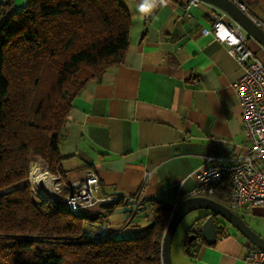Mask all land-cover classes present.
<instances>
[{
    "label": "crops",
    "instance_id": "0c3cea01",
    "mask_svg": "<svg viewBox=\"0 0 264 264\" xmlns=\"http://www.w3.org/2000/svg\"><path fill=\"white\" fill-rule=\"evenodd\" d=\"M26 1L0 0L15 10ZM123 1L133 19L125 58L75 97L60 149L67 170L63 182L95 172L100 194L125 198L111 208L108 231L127 234L146 231L151 201L194 196L207 157L228 162L248 140L234 87L243 69L224 42L203 32L221 8L167 0L142 17L136 12L140 0ZM244 1L264 21V0ZM223 17L231 20L228 13ZM246 36L261 54L264 46ZM141 188L145 209L128 220ZM99 211V206L84 210L90 216ZM222 226L216 243H204L196 258L183 249L180 263L245 264V248L254 244L237 228L231 231L229 222ZM222 234L228 237L219 239Z\"/></svg>",
    "mask_w": 264,
    "mask_h": 264
},
{
    "label": "trees",
    "instance_id": "16d2710c",
    "mask_svg": "<svg viewBox=\"0 0 264 264\" xmlns=\"http://www.w3.org/2000/svg\"><path fill=\"white\" fill-rule=\"evenodd\" d=\"M132 25L123 0H27L18 10L0 2V264H163L175 201L150 202L145 232H109L111 208L125 198L74 214L37 195L30 179L36 158L66 175L60 146L73 100L124 60ZM230 191L225 180L207 196L230 206ZM206 217L183 243L192 258L206 243Z\"/></svg>",
    "mask_w": 264,
    "mask_h": 264
},
{
    "label": "built area",
    "instance_id": "2783aa9c",
    "mask_svg": "<svg viewBox=\"0 0 264 264\" xmlns=\"http://www.w3.org/2000/svg\"><path fill=\"white\" fill-rule=\"evenodd\" d=\"M233 1L264 29V21L251 13L244 0ZM200 2L201 0H186V5H198ZM226 14V11L219 9L215 14L216 21L212 28L205 27L203 32H212L216 38L224 42L243 69V74L234 82V87L242 104V122L248 143L244 151L236 153L228 162H213L212 157H207L206 166L197 174L198 184L192 194L194 196L211 194L218 185L229 180L231 183L229 203L235 210L242 207L264 206V59L248 45L245 30L239 22L232 18L230 21L224 20L223 16ZM41 168L43 171H37V174L31 170L30 175L36 194L52 202L58 200L66 203L74 214L123 198L118 194H100V177L95 172L87 174L80 180L65 183L61 174L51 173L47 166ZM173 201L175 210L180 200ZM143 208L141 188L135 196L133 211L141 212ZM227 237V234H222L219 239ZM243 259L245 264H264V248L247 245Z\"/></svg>",
    "mask_w": 264,
    "mask_h": 264
},
{
    "label": "water",
    "instance_id": "95a60500",
    "mask_svg": "<svg viewBox=\"0 0 264 264\" xmlns=\"http://www.w3.org/2000/svg\"><path fill=\"white\" fill-rule=\"evenodd\" d=\"M211 3L226 11L232 19L239 22L248 36L256 39L264 46V29L259 23L233 0H201ZM205 209L200 215L207 216L201 226V233L208 244L218 240V228L229 222L240 233L246 236L255 246L264 248V236L258 233L237 211L207 195H195L183 199L172 212L164 232L162 241L163 264H174L172 258V243L176 229L181 220L191 211ZM195 234H191L192 240Z\"/></svg>",
    "mask_w": 264,
    "mask_h": 264
},
{
    "label": "rangeland",
    "instance_id": "374dc122",
    "mask_svg": "<svg viewBox=\"0 0 264 264\" xmlns=\"http://www.w3.org/2000/svg\"><path fill=\"white\" fill-rule=\"evenodd\" d=\"M250 9V8H249ZM259 57L264 59V51H260ZM33 167L36 166L38 171H43L41 166H46L41 158H36L33 161ZM31 170L34 172V168ZM31 171V172H32ZM37 174V172H36ZM205 211V209H196L189 212L179 223L172 244V258L174 264H181L180 261H184V246L183 243L189 238V233L192 228L196 225V222L200 215ZM238 213L244 216L245 220L262 236H264V206H253V207H242L239 209H235ZM85 213V212H84ZM227 224V223H226ZM231 231H236V227L232 226Z\"/></svg>",
    "mask_w": 264,
    "mask_h": 264
},
{
    "label": "clouds",
    "instance_id": "9594fccd",
    "mask_svg": "<svg viewBox=\"0 0 264 264\" xmlns=\"http://www.w3.org/2000/svg\"><path fill=\"white\" fill-rule=\"evenodd\" d=\"M167 0H140L136 6V12L140 16L150 14L155 8L160 6H166Z\"/></svg>",
    "mask_w": 264,
    "mask_h": 264
},
{
    "label": "bare ground",
    "instance_id": "6f19581e",
    "mask_svg": "<svg viewBox=\"0 0 264 264\" xmlns=\"http://www.w3.org/2000/svg\"><path fill=\"white\" fill-rule=\"evenodd\" d=\"M37 171H38V169L35 167V168H34V172H33V173H36Z\"/></svg>",
    "mask_w": 264,
    "mask_h": 264
}]
</instances>
